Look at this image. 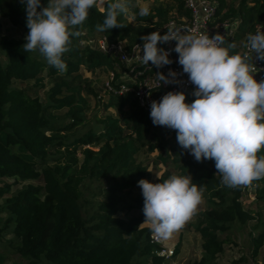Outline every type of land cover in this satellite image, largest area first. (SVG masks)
Here are the masks:
<instances>
[{
  "label": "trees",
  "instance_id": "16d2710c",
  "mask_svg": "<svg viewBox=\"0 0 264 264\" xmlns=\"http://www.w3.org/2000/svg\"><path fill=\"white\" fill-rule=\"evenodd\" d=\"M174 1L178 16H188L181 0ZM214 1L219 21L240 22V38L264 25V0H239L236 7L233 2L237 0ZM41 3L45 5L47 0ZM168 12L158 7L140 17L138 21L148 25L145 29H130L121 16L120 28L99 32L96 26L103 22L104 12L91 9L85 22L75 29L78 35L71 38L64 54L63 72L48 65L38 51H25L19 40L0 37V223L4 218L0 239L9 236L6 251L25 264H165L167 259L159 255L162 247L152 241L150 228L143 227V197L128 199V193H123L148 176L147 168L136 159L141 149L148 154L157 152L156 164L166 167L155 183L188 173L194 183L205 187L207 208L194 226L202 255L192 264H213L226 244L221 235L255 221L243 207L242 195L252 187L256 200L264 201V179L250 186L226 187L214 162H197L177 142L172 144L168 128L154 126L131 92L119 95L105 91L109 97L104 110L113 109L116 115L106 114L96 123L98 127L85 122L87 101L82 92L87 85L84 87L81 68L90 74L124 68L97 50L98 38L141 42V37L167 22ZM0 18L28 33L20 0H0ZM95 34H99L97 39ZM229 45L231 53L239 52L240 45L231 42L226 47ZM15 82H32L40 90L47 82L46 105L38 95L15 88ZM121 82H113V89L118 90ZM77 127L87 130L76 134L73 130ZM257 155H264V149ZM8 181L10 185L4 184ZM103 181L110 185L95 193L102 200L83 203L84 186ZM19 185L11 193L13 186ZM263 241L264 224L253 239L254 256ZM4 263L5 256L0 253V264Z\"/></svg>",
  "mask_w": 264,
  "mask_h": 264
},
{
  "label": "clouds",
  "instance_id": "9594fccd",
  "mask_svg": "<svg viewBox=\"0 0 264 264\" xmlns=\"http://www.w3.org/2000/svg\"><path fill=\"white\" fill-rule=\"evenodd\" d=\"M26 14L23 49L38 51L47 64L63 72L64 54L71 38L93 8L104 12L97 31L120 28L118 17L130 12V0H20ZM147 6L140 16L149 15ZM145 65L157 69L171 65L169 52L158 45L175 41L176 63L194 86L195 99L186 103L183 92L169 91L159 101L150 103V119L154 126L174 130L178 145L188 150L197 162L212 160L222 183L228 188L250 186L264 179V81L253 76L255 66L248 55L231 53L220 34L209 36L205 30L178 27L174 22L166 32L153 31L141 37ZM140 49V46H137ZM247 49L264 59V31L249 34ZM157 79L168 85L179 83L178 73L157 72ZM137 186L143 197V224L158 239L166 241L179 232L196 214L203 202L205 187L193 182L190 174H173L158 183L141 179Z\"/></svg>",
  "mask_w": 264,
  "mask_h": 264
},
{
  "label": "rangeland",
  "instance_id": "374dc122",
  "mask_svg": "<svg viewBox=\"0 0 264 264\" xmlns=\"http://www.w3.org/2000/svg\"><path fill=\"white\" fill-rule=\"evenodd\" d=\"M108 0H105L107 3ZM239 0L233 2V5L236 7ZM231 3V2H230ZM46 6V4H45ZM147 6L150 11L154 8L162 7L164 9L169 10L167 19L171 20L179 15L177 12V3L174 0H130L129 7L130 12L126 16H122V20L129 26L132 30H137L138 28H147L148 25L144 21H138L140 16L138 14L139 9L141 7ZM100 11H103L101 8H98ZM167 20V21H168ZM239 26L240 22H232ZM0 37H8L19 40L21 43L25 44V36L27 33L22 31L21 29L12 27L7 20L0 18ZM150 26V25H149ZM242 29H239L241 32ZM99 34H95V38L97 39ZM241 36V35H240ZM238 36L235 41L225 40V43H235V45H240L242 42V38ZM88 41L82 43L84 45ZM225 44V46H226ZM145 68L137 70V74L142 73ZM81 73L84 75L86 79V83L84 84V91L82 95L85 97L87 101V110L85 111L86 124L89 127H98L97 122L102 119L106 114L116 115L113 109L104 110V106L107 103V99L109 95L104 91V84L107 81V76L105 73L98 74H90L84 71L81 68ZM123 77L125 75L123 74ZM14 87L17 89L25 90L32 95H38L41 99V102L46 105L47 96L46 91L49 88V84L46 82V87L43 90L36 89L33 87V83H20L15 82ZM90 90V91H89ZM192 102V101H191ZM188 102V103H191ZM64 111L59 112V115H63ZM81 127V126H80ZM75 128L76 134L84 133L87 128ZM171 132L169 136V140L172 144H176V133L174 130L168 129ZM72 131V132H73ZM184 150V149H183ZM185 151V150H184ZM172 153V150H170ZM158 153L154 152L152 154L146 153L144 149H141L138 153L136 159L137 162L141 163L143 166L147 168V178L146 180L151 183H155L161 175L166 171V167L160 163L156 164ZM172 173L173 170L170 169ZM4 184L10 185L11 182H5ZM110 185L108 181H103L100 184H89L87 183L84 186L83 190V203H94L96 201H101V198L95 197V193H97L98 189H105ZM3 187V184H0V188ZM21 186H13L11 189V193L19 189ZM123 193H128V199H134L135 197H142L141 189L136 186L123 191ZM256 189L252 187H247L242 195V204L243 207L250 211L255 217V221L250 222L248 225L244 227L236 228L235 232H229L221 235L222 239H226V244L224 246L223 252L216 258L213 264H264V241L261 246L257 250V255L254 256V244L253 239L257 237L258 233L262 231L264 224V201L256 200ZM3 200H0L2 203ZM131 202V201H127ZM207 201L203 199V202L198 206L196 214L191 218L189 222L176 234H174L170 239L166 241H162L159 239V245L166 252L174 249H177V254L172 255L168 258L165 264H192L193 262L199 261L202 255L201 250V240L194 230V226L196 224V218L206 210ZM121 216L124 217L122 213ZM2 221L0 223V227L2 226V222L4 218L1 217ZM258 223V224H257ZM257 224V228L253 229V225ZM143 227H150L148 224H143ZM154 235V234H153ZM9 236H5V238L0 239V253L5 256L4 264H25L19 257L14 255L10 250L6 251L5 241L9 240Z\"/></svg>",
  "mask_w": 264,
  "mask_h": 264
},
{
  "label": "built area",
  "instance_id": "2783aa9c",
  "mask_svg": "<svg viewBox=\"0 0 264 264\" xmlns=\"http://www.w3.org/2000/svg\"><path fill=\"white\" fill-rule=\"evenodd\" d=\"M181 3L183 9L187 11L188 16H176L175 18L168 20L157 30L160 31L161 35L166 32L170 24L173 22L178 27H190L205 30L210 37L220 34L223 36L224 40L235 41L236 38L241 35V32H239V26L235 23L227 20H218V4L214 0H181ZM260 30L264 31V25H257L252 32L244 35L238 52L241 54L246 53L249 57V62H253L256 67L254 69L255 74L253 78L258 83L264 81V59H259L256 54H253L247 49L246 44L248 35L254 34ZM137 46H140L141 52ZM158 47H162L169 52V58L173 61L171 65L157 69L155 66L151 65V62H149L148 65L142 63L140 60V55L143 54L142 41L131 44L127 40H110L106 36H100L97 40V50L102 55L111 56L115 60L116 66L120 65L121 67H124L123 69L116 67L117 71L115 73L119 75L118 79L115 78L116 75L113 72L106 74L107 81L103 87L104 91L119 95L131 92L138 107L146 113H150L151 101H159L160 98L169 91L185 93L186 103L193 101L195 97H193L191 93L194 90V86L188 81L186 74H181L182 66L176 63L178 54L172 51L175 47V41H169L165 44L158 45ZM142 68H145V70L142 73L137 74V70ZM169 69L178 73L177 80L180 82L168 85L161 83L160 85L156 73L161 72L167 75ZM123 74L125 77H123ZM120 81H124V83H120L119 89H113L112 83ZM151 239L154 243H159V239L156 236L152 235ZM159 255L168 259L173 255V251L169 250L166 252L162 249Z\"/></svg>",
  "mask_w": 264,
  "mask_h": 264
},
{
  "label": "crops",
  "instance_id": "0c3cea01",
  "mask_svg": "<svg viewBox=\"0 0 264 264\" xmlns=\"http://www.w3.org/2000/svg\"><path fill=\"white\" fill-rule=\"evenodd\" d=\"M150 228V227H149Z\"/></svg>",
  "mask_w": 264,
  "mask_h": 264
}]
</instances>
